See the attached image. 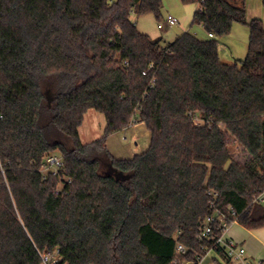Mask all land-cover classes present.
Masks as SVG:
<instances>
[{
	"label": "trees",
	"instance_id": "obj_1",
	"mask_svg": "<svg viewBox=\"0 0 264 264\" xmlns=\"http://www.w3.org/2000/svg\"><path fill=\"white\" fill-rule=\"evenodd\" d=\"M181 1L212 37L142 32L132 15L160 17L163 0H0V264H200L211 249L230 264L224 222L264 226V22L246 0ZM236 22L248 52L224 62ZM90 108L106 126L84 143ZM136 114L150 145L116 157L108 137Z\"/></svg>",
	"mask_w": 264,
	"mask_h": 264
},
{
	"label": "rangeland",
	"instance_id": "obj_2",
	"mask_svg": "<svg viewBox=\"0 0 264 264\" xmlns=\"http://www.w3.org/2000/svg\"><path fill=\"white\" fill-rule=\"evenodd\" d=\"M247 20L259 17L264 22V4L262 0H246ZM196 3L185 4L181 0H163L162 13L157 17L154 13L133 14L132 19L137 22L139 29L155 38H161V44L166 45L174 41L183 32L189 31L201 39L208 38L209 33L202 24H193V16ZM173 15L179 19L175 25L164 22L167 15ZM163 26L160 27L159 23ZM250 40V28L248 23L236 22L232 31L219 37V47L224 62H233L236 59L245 58ZM50 94V90H48ZM96 110V109H95ZM98 111V110H96ZM100 112V111H99ZM102 113V112H101ZM104 116V114L102 113ZM90 124L87 120L86 125ZM108 148L116 157H130L145 151L150 145V131L144 122L139 121V115L133 118L132 125L125 130L111 134L107 140ZM234 158L246 160L248 153L238 143L231 146ZM128 154V155H127ZM117 176L121 173L115 172ZM214 257L223 260L221 255L211 249L202 259L200 264H215ZM253 264L255 262L253 261Z\"/></svg>",
	"mask_w": 264,
	"mask_h": 264
},
{
	"label": "built area",
	"instance_id": "obj_3",
	"mask_svg": "<svg viewBox=\"0 0 264 264\" xmlns=\"http://www.w3.org/2000/svg\"><path fill=\"white\" fill-rule=\"evenodd\" d=\"M164 22L168 25H175L179 22V19L171 14L167 15L166 18L164 19ZM159 26L162 27L163 23L160 22ZM2 116V113L0 111V117ZM63 165V160L62 157L56 153L48 154L43 162L42 165V170L43 171H52L53 173H57L59 169ZM1 182H6L8 183L7 179V166L6 162L3 159L1 153H0V185ZM256 201L264 203V192L261 194L257 195L255 198ZM209 221L214 220V217L211 216L208 218ZM236 222V221H235ZM224 230L221 236L218 237L217 242L222 244L227 252V255L229 257V262L230 264H253V261L249 258L247 255V249L245 245L237 240H235L232 237L226 236V232L230 226V224H227L224 222L223 224ZM211 231V227L209 225H206L204 234H208ZM185 246L182 243H178L177 249H176V257H178L182 252H184ZM210 251V250H209ZM208 251V252H209ZM204 256L200 257V262L202 261ZM43 259V264H54L56 261V256L55 255H48V254H43L42 255ZM262 261L259 263L255 264H260Z\"/></svg>",
	"mask_w": 264,
	"mask_h": 264
},
{
	"label": "crops",
	"instance_id": "obj_4",
	"mask_svg": "<svg viewBox=\"0 0 264 264\" xmlns=\"http://www.w3.org/2000/svg\"><path fill=\"white\" fill-rule=\"evenodd\" d=\"M196 8H197V4H196ZM209 37H212V35L209 34L208 38ZM220 57L222 60V56ZM87 120H89L90 122L88 126L86 125ZM105 126H106L105 115L103 116L101 112L96 111L94 108H90L85 113L84 121L82 125L79 127V133L82 142L87 143L102 137L104 134ZM129 127L130 125L125 129ZM121 158H128V157L122 156ZM226 236L232 237L235 240L243 243L247 249V255L255 263L264 261V226L250 229V228H246L245 226L241 225L238 222H233L229 226L226 232Z\"/></svg>",
	"mask_w": 264,
	"mask_h": 264
},
{
	"label": "water",
	"instance_id": "obj_5",
	"mask_svg": "<svg viewBox=\"0 0 264 264\" xmlns=\"http://www.w3.org/2000/svg\"><path fill=\"white\" fill-rule=\"evenodd\" d=\"M155 41L158 40L157 38L154 39Z\"/></svg>",
	"mask_w": 264,
	"mask_h": 264
}]
</instances>
